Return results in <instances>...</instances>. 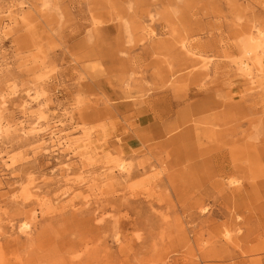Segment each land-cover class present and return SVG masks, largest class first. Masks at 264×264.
<instances>
[{"label": "rangeland", "instance_id": "rangeland-1", "mask_svg": "<svg viewBox=\"0 0 264 264\" xmlns=\"http://www.w3.org/2000/svg\"><path fill=\"white\" fill-rule=\"evenodd\" d=\"M257 30L264 0H0V264H264ZM26 91L68 156L5 132Z\"/></svg>", "mask_w": 264, "mask_h": 264}, {"label": "bare ground", "instance_id": "bare-ground-1", "mask_svg": "<svg viewBox=\"0 0 264 264\" xmlns=\"http://www.w3.org/2000/svg\"><path fill=\"white\" fill-rule=\"evenodd\" d=\"M244 54L246 56H255L257 54V58L254 61H252V59L248 57L238 63V70L242 72L243 76L246 77V79H248L250 83H253L255 72H258L259 69L263 67L264 63V31L257 30L255 36L247 38L244 43ZM24 95L25 99L20 103L23 121H18L17 119L12 117V119L7 121L4 125V127L7 126L5 132L8 131V128L14 127V131L20 133L21 135H33L34 139L39 142L38 147L46 149L49 155L55 154L68 156L71 152H73V149L76 147L75 143L79 140L68 138V134H66L67 132L65 130L63 121L61 119L55 118V113H53V117L51 118L52 121L40 115L37 116L33 122H30L29 124L26 123V119L28 118V114L30 113L29 108L34 103L39 102V95L35 94L34 96H31L27 91L24 93ZM1 104L4 106L6 104V101H2ZM2 122L3 121L0 120V131H2L3 129ZM25 124L27 126H25ZM105 126L107 127V125ZM72 145H74V147H72ZM77 145H79V143H77ZM5 146L6 145L3 144V149L6 151L7 147ZM4 150H2L3 153ZM2 152H0V160L4 159L3 164L5 166L7 165L9 157L7 155L4 156ZM117 167L120 173H128V167L126 164L119 163ZM72 168L73 164L64 165V167L60 168V171L68 173L72 170ZM63 182L69 183L70 178H65ZM46 202L48 203V201ZM37 203L38 206L42 205L41 201L39 200L37 201ZM31 230L32 225L29 221H23L18 225V232L20 234L28 235Z\"/></svg>", "mask_w": 264, "mask_h": 264}]
</instances>
